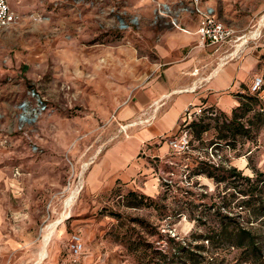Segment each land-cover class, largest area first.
I'll return each instance as SVG.
<instances>
[{"label": "rangeland", "instance_id": "obj_1", "mask_svg": "<svg viewBox=\"0 0 264 264\" xmlns=\"http://www.w3.org/2000/svg\"><path fill=\"white\" fill-rule=\"evenodd\" d=\"M7 1L17 19L0 28V264H264L218 234L248 229L264 256V126L233 138L222 123L232 112L191 113L185 123L183 114L137 148L144 174L107 180L95 170L113 144L150 122L118 112L158 75L157 43L176 27L179 0ZM261 1H234L236 15ZM159 4L172 12L158 15ZM243 33L263 87L264 10ZM259 97L264 106V88ZM184 133L187 147L174 152L168 141ZM161 144L163 155H146ZM230 166L249 180L222 175ZM212 167L218 179L206 174ZM253 182L254 199L246 195Z\"/></svg>", "mask_w": 264, "mask_h": 264}, {"label": "crops", "instance_id": "obj_2", "mask_svg": "<svg viewBox=\"0 0 264 264\" xmlns=\"http://www.w3.org/2000/svg\"><path fill=\"white\" fill-rule=\"evenodd\" d=\"M234 1L246 0H212L205 4L214 8L219 20L227 24L231 21L243 33L246 26L253 24V14L264 10V0L246 6L249 14L239 17L236 12L241 8L234 6ZM171 17L176 18L178 27H167L161 33L156 48L158 75L148 80L118 112L122 120L141 115L139 118L144 116L150 122L106 152L95 170L106 175L107 180L114 177L127 181L144 174L148 170L147 159L137 157V148L170 133L186 110L201 106L230 113L239 104L241 94L249 92L259 62L253 55V46L243 48L239 56L226 57V52L232 50L226 44L218 48L198 45L197 15L175 12ZM132 125L122 124L121 128L126 130ZM166 145L149 147L146 155H163Z\"/></svg>", "mask_w": 264, "mask_h": 264}, {"label": "built area", "instance_id": "obj_3", "mask_svg": "<svg viewBox=\"0 0 264 264\" xmlns=\"http://www.w3.org/2000/svg\"><path fill=\"white\" fill-rule=\"evenodd\" d=\"M178 9L174 12H188L198 16L199 25L196 33L199 36L198 45L201 47L206 46H222L228 45L232 50L227 51L228 56H239L244 48L245 43L249 38L245 33H239L235 27L219 20L215 14V10L212 6L206 5L207 0H179ZM172 12L171 7L168 4H159L158 15L166 16ZM17 19V14L10 9L7 0H0V28H5L13 24ZM171 22L176 26V18H172ZM186 32L185 29H182ZM234 53V54H233ZM233 54V55H232ZM196 71V70H194ZM263 83L260 77L254 78L252 81L249 92L254 93L261 89ZM25 108V104L22 105ZM201 107L195 109V111L186 110L182 121L185 123L190 117L191 113L200 114L202 112ZM169 147L174 152H181L188 145L187 134L184 133L179 140L170 139ZM71 245V253L74 256H78L82 253L83 245L80 239L76 236L73 237Z\"/></svg>", "mask_w": 264, "mask_h": 264}, {"label": "trees", "instance_id": "obj_4", "mask_svg": "<svg viewBox=\"0 0 264 264\" xmlns=\"http://www.w3.org/2000/svg\"><path fill=\"white\" fill-rule=\"evenodd\" d=\"M263 87L257 92L250 93L245 92L241 94V100L239 104L233 108L232 116L230 119L225 118L223 120V126L224 128L229 132V135L231 137L240 136V137H248L250 135V132L252 131L253 127V138L255 133L264 126V106L262 104V101L259 97V92L262 90ZM212 108H203L201 114H203L206 110H211ZM215 110V109H213ZM217 111V110H216ZM221 114L224 112L219 111ZM249 112H252L251 117L247 120L248 125L246 126L245 123L242 121V118ZM198 114V115H201ZM188 125H185L186 127ZM206 130V128H203L202 131ZM211 167V166H210ZM212 170L205 171L206 174L209 177L213 178H219L218 174H215V170H217L216 167H212ZM253 171L256 173V177L259 176V172L253 168ZM224 173H228L229 175H237L242 178H246L249 180V177L242 176L240 170H237L235 167H229V169H224L222 172V175ZM261 181V180H260ZM262 183H264V179L262 180ZM258 188L256 184L253 182V186L248 190L247 194L250 197H253L256 195L255 191H257ZM248 201H244V203H247ZM259 210V209H258ZM222 238L226 239L227 241L231 242V245L242 249L245 253V258L247 260L248 257H251L255 260H262L263 259V252L262 247L258 242L254 240V237L250 230L244 229L242 227L233 228L231 231H228V229L223 232V230L218 233Z\"/></svg>", "mask_w": 264, "mask_h": 264}, {"label": "bare ground", "instance_id": "obj_5", "mask_svg": "<svg viewBox=\"0 0 264 264\" xmlns=\"http://www.w3.org/2000/svg\"><path fill=\"white\" fill-rule=\"evenodd\" d=\"M122 22V21H121ZM23 110L26 111V108L23 107ZM23 120H27L26 116ZM135 124V123H134Z\"/></svg>", "mask_w": 264, "mask_h": 264}, {"label": "water", "instance_id": "obj_6", "mask_svg": "<svg viewBox=\"0 0 264 264\" xmlns=\"http://www.w3.org/2000/svg\"><path fill=\"white\" fill-rule=\"evenodd\" d=\"M119 20H120V21H122V19H121V18H119Z\"/></svg>", "mask_w": 264, "mask_h": 264}]
</instances>
